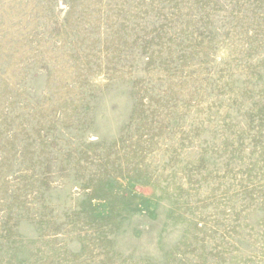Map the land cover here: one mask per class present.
Masks as SVG:
<instances>
[{"label":"rangeland","instance_id":"374dc122","mask_svg":"<svg viewBox=\"0 0 264 264\" xmlns=\"http://www.w3.org/2000/svg\"><path fill=\"white\" fill-rule=\"evenodd\" d=\"M0 264H264V0H0Z\"/></svg>","mask_w":264,"mask_h":264}]
</instances>
